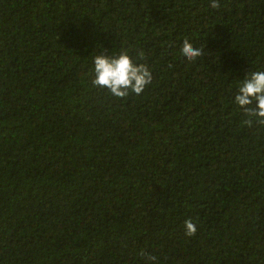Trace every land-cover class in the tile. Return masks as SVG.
<instances>
[{
  "label": "trees",
  "instance_id": "16d2710c",
  "mask_svg": "<svg viewBox=\"0 0 264 264\" xmlns=\"http://www.w3.org/2000/svg\"><path fill=\"white\" fill-rule=\"evenodd\" d=\"M219 2L0 0V264H264V126L234 102L264 0ZM122 50L153 80L117 99L93 57Z\"/></svg>",
  "mask_w": 264,
  "mask_h": 264
},
{
  "label": "clouds",
  "instance_id": "9594fccd",
  "mask_svg": "<svg viewBox=\"0 0 264 264\" xmlns=\"http://www.w3.org/2000/svg\"><path fill=\"white\" fill-rule=\"evenodd\" d=\"M210 7L220 8L219 0H211ZM181 54L188 61H195L204 55V50L196 48L188 39L183 41ZM137 59L143 61L145 54L138 52ZM94 78L92 84L99 89H106L110 95L117 99H124L134 93L142 94L146 87L152 83L153 75L145 63L134 61L127 51L118 55L97 54L93 57ZM235 104L243 114L248 117L244 123L248 127L253 124L264 126V71L250 72L238 87ZM185 235L194 237L197 228L191 219L185 221ZM145 264H157V257L141 252Z\"/></svg>",
  "mask_w": 264,
  "mask_h": 264
}]
</instances>
